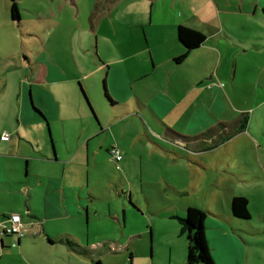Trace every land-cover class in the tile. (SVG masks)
<instances>
[{"label": "rangeland", "instance_id": "obj_1", "mask_svg": "<svg viewBox=\"0 0 264 264\" xmlns=\"http://www.w3.org/2000/svg\"><path fill=\"white\" fill-rule=\"evenodd\" d=\"M95 1L20 0L19 23L0 33V67L13 80L7 96L14 94L21 67L44 48H50L53 60L74 80L72 93L66 96L70 119L48 121L49 128L42 125L41 131L28 129L19 153L0 149V155L10 153L0 157V223L18 214L26 227L21 238L2 235L11 240L0 246V264H96L97 260L102 264H186L187 240L173 217L184 218L186 209L193 207L206 213V221L210 218L213 177L203 171L188 177L172 154L177 146L150 130L145 132L137 119L119 117L104 95L102 76L89 74L97 61L92 48H118L123 36L137 25L136 19L123 16L134 12L133 5H116L109 16L94 11ZM80 48L88 53L80 54ZM80 73L82 80L77 79ZM77 102L82 113L74 110ZM7 125L0 117V133L7 131ZM88 125L106 127L91 145L120 144L124 160L119 164L113 158L104 161L106 148H102L96 159L86 160L81 150L72 164L45 162L41 155H49V147L53 154L51 140L63 161L68 150H75L82 126ZM15 139L13 134L11 142ZM46 176L64 177L67 193L70 188L75 191L79 215L64 216L63 206L71 211L74 203L68 198L69 203L62 202L61 193L58 198L46 194L35 183ZM252 206L250 219H238L236 234L228 233L242 249L243 264H264V191L254 197ZM28 207L33 210L30 215ZM206 221L207 246L214 263L220 264L211 241L214 231ZM18 239L21 243L16 246Z\"/></svg>", "mask_w": 264, "mask_h": 264}, {"label": "crops", "instance_id": "obj_2", "mask_svg": "<svg viewBox=\"0 0 264 264\" xmlns=\"http://www.w3.org/2000/svg\"><path fill=\"white\" fill-rule=\"evenodd\" d=\"M116 5H133L134 12L123 16L136 19V28L123 36L124 43H119L118 48L94 46L97 61L89 74L102 76L104 95L119 117L137 119L145 132L150 130L177 146L172 154L183 164L188 177L198 171L213 177V199L207 208L210 218L205 221L214 231L211 241L215 257L220 264H243L242 249L232 242L228 231L236 234L238 220L231 213L232 198L247 199L250 219L254 197L264 191V0H96L94 11L111 16ZM14 26L9 0H0V33ZM179 26L203 34L205 40L177 62L185 52L177 38ZM80 51L88 53L87 48ZM20 70L14 94L7 96L8 84L13 80L7 76L9 71L0 67V117L8 122L5 129L9 131L0 133L9 134L8 141H0V149L16 153L28 129L41 131L42 125L49 128L48 121L70 119L72 111L66 96L72 93L70 82H74L64 66L53 60L50 48H44ZM82 74L77 79L82 80ZM85 99L88 103L86 96ZM72 102L75 104V100ZM74 110L82 113L78 102ZM105 129L100 125L82 126L75 150H68L63 161L57 150L56 155L52 140L53 154L49 147V155L41 156L46 163L67 165L81 150L89 160L91 156L96 159L98 152L106 148L103 160L110 162V150L116 148L124 160L120 144L104 147L100 141L91 145ZM13 134L17 139L11 142ZM5 155L10 153L0 157ZM64 170L65 167L62 173ZM63 180L64 177L46 176L35 183L46 194L58 198L61 193L62 202L69 203L68 198L74 203L71 211L63 206L64 216L79 215L75 191L70 188L71 193H67ZM32 211L28 207L29 215ZM9 240L1 236V248ZM20 243L18 239L16 246Z\"/></svg>", "mask_w": 264, "mask_h": 264}, {"label": "trees", "instance_id": "obj_3", "mask_svg": "<svg viewBox=\"0 0 264 264\" xmlns=\"http://www.w3.org/2000/svg\"><path fill=\"white\" fill-rule=\"evenodd\" d=\"M9 3L10 19L15 23H19L18 0H9ZM177 38L179 43L185 48V52L175 60L177 62L185 59L190 51L198 48L205 40L203 34L183 26L178 27ZM105 96L108 98L106 94ZM108 100L110 101L109 98ZM110 103L112 102L110 101ZM231 213L237 219L248 220L247 199L244 197H233ZM206 217L204 211L193 207L186 209L184 218L173 217L178 221L180 235H184L187 240L186 264H215L210 255L205 237L204 223ZM96 264L102 263L97 260Z\"/></svg>", "mask_w": 264, "mask_h": 264}, {"label": "built area", "instance_id": "obj_4", "mask_svg": "<svg viewBox=\"0 0 264 264\" xmlns=\"http://www.w3.org/2000/svg\"><path fill=\"white\" fill-rule=\"evenodd\" d=\"M8 140L9 134L7 132H4L0 136V141L6 142ZM110 156L116 162H119L121 160V156L116 148H112L110 150ZM2 235H16L19 238L24 236L23 225L18 214H11L8 218H6L5 224L0 223V236Z\"/></svg>", "mask_w": 264, "mask_h": 264}]
</instances>
